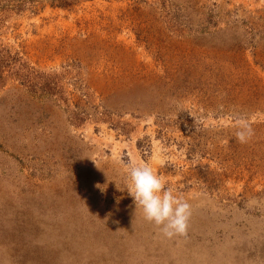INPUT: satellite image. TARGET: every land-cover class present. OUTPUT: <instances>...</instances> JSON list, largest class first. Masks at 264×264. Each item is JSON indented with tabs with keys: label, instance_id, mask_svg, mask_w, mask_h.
Instances as JSON below:
<instances>
[{
	"label": "rangeland",
	"instance_id": "1",
	"mask_svg": "<svg viewBox=\"0 0 264 264\" xmlns=\"http://www.w3.org/2000/svg\"><path fill=\"white\" fill-rule=\"evenodd\" d=\"M0 264H264V0H0Z\"/></svg>",
	"mask_w": 264,
	"mask_h": 264
}]
</instances>
